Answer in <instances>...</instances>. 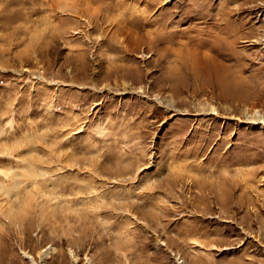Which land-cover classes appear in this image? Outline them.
I'll use <instances>...</instances> for the list:
<instances>
[{"label":"rangeland","instance_id":"374dc122","mask_svg":"<svg viewBox=\"0 0 264 264\" xmlns=\"http://www.w3.org/2000/svg\"><path fill=\"white\" fill-rule=\"evenodd\" d=\"M263 33L264 0H0V264H264Z\"/></svg>","mask_w":264,"mask_h":264},{"label":"bare ground","instance_id":"6f19581e","mask_svg":"<svg viewBox=\"0 0 264 264\" xmlns=\"http://www.w3.org/2000/svg\"><path fill=\"white\" fill-rule=\"evenodd\" d=\"M194 27H195V25H194ZM225 28L230 29L231 27H230V25L229 26L227 25L224 27V30H225ZM199 29H198V31H199ZM227 32H228L227 36H230V32L226 31V33ZM193 41L194 42L191 44L192 47H189L188 46L189 44L187 45V43H184V47L178 49V51L176 52V56L179 60V64L182 67L183 71H185V72L191 71V69L194 70V68H196L195 66L198 64L197 61H203L205 64H207L209 57L212 56L211 53H218L219 52L221 55L226 56V53H222L223 50L230 51L232 49L231 40L227 39L226 37H218V36L212 37L211 33H209L207 35V37L204 38V40L201 37L197 36L195 39H193ZM255 41L257 43L262 44L264 41V35ZM206 42H208V44H206ZM253 43H254V41H253ZM194 72H195V70H194ZM195 78H196V80H198L197 77H195ZM218 80L219 79H217L216 81H218ZM223 81H225V80H223ZM138 91L142 92V90L140 88L138 89ZM243 99H244V97H243ZM202 110H204L205 112L209 111L211 113V112H215L216 109L210 105L209 106L207 105V106L203 107ZM247 120H248L249 124H252V125L260 124L261 128L264 127V117L258 116L257 113L254 115L252 114V116L250 118H248Z\"/></svg>","mask_w":264,"mask_h":264}]
</instances>
